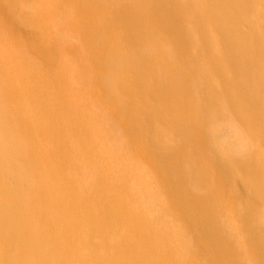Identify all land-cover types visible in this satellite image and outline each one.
I'll return each mask as SVG.
<instances>
[{
  "label": "bare ground",
  "instance_id": "1",
  "mask_svg": "<svg viewBox=\"0 0 264 264\" xmlns=\"http://www.w3.org/2000/svg\"><path fill=\"white\" fill-rule=\"evenodd\" d=\"M16 1L0 0V20L7 13L15 34L6 32V38L1 31L7 46L70 47L59 36L66 25L76 32L74 43L100 51L88 50L96 58L90 86L65 62L55 76L46 67L44 83L12 74L4 80L0 103L8 114L0 111V264H245L246 256L255 260V241L258 257L264 258V184L259 175L243 178L253 202L243 206L245 217L239 215L237 206L244 200L227 178L231 159L244 144L240 128L225 113L241 97L261 103L264 0L187 1L191 17L202 14V31L174 28L172 0H125L124 17L104 18V23L98 5L110 7L112 0H44V9L33 7L22 15L14 10ZM155 4L166 19L146 17ZM55 12L58 24L52 22ZM41 27L47 29L45 38ZM169 30L180 46L164 38ZM144 47H173V53L178 52L174 47H202L206 62V47H215L220 57L225 47H234L231 58L243 70L231 76L235 97L230 100V91L210 69L216 79L196 91L203 118L194 119L189 112L194 102L176 91L192 88L197 77H181L177 68L166 77L164 50L152 58L155 50ZM50 50H43L48 59L32 52L43 65L55 61L60 49ZM129 67L131 74L123 71ZM2 68L0 60V76ZM35 72L36 77L42 73ZM107 114L123 127L125 146ZM241 114L259 141L255 163L264 164V131L248 113ZM185 129H190L187 140L181 138ZM240 159L246 166V158ZM18 169L22 174L14 173ZM256 201L260 206H254ZM230 219L247 240L232 239Z\"/></svg>",
  "mask_w": 264,
  "mask_h": 264
},
{
  "label": "rangeland",
  "instance_id": "2",
  "mask_svg": "<svg viewBox=\"0 0 264 264\" xmlns=\"http://www.w3.org/2000/svg\"><path fill=\"white\" fill-rule=\"evenodd\" d=\"M187 1H190V0H172V2L175 5L169 6L172 10L169 14L174 15L173 17L176 19V20H173V26H174V28H178V29H183L184 27L187 26L191 30L193 28H196L197 30L198 29L201 30L202 25H203V21H204L203 16H200L201 13H196V14H194V17L193 16L191 17L189 14V11L190 10L192 11L193 7L192 6L187 7V4H186ZM10 4L13 6L14 2H10ZM15 5L17 8H14V10L20 15H22L23 12H25L26 14H29V13L31 14V8H33V7L36 8L37 11H40L41 9L45 8L44 0H18V2L16 1ZM127 5L128 4L125 0H112L111 3L109 4L110 7H107L103 4L98 5L99 7L97 10L99 11V13L104 12L101 16L102 17L101 18L102 23H104V21H103L104 18L106 19V21L109 19L120 20V18L124 17V15H125L124 10L129 9V7H127ZM148 5H150V6L152 5L150 3V1H149ZM25 6H27V8H25ZM135 10H136V8H135ZM134 13L136 14V12H134ZM151 13L152 14H149L146 16L147 18H151V20L157 19V18L159 20H163L164 18L166 19V17H165L166 15L163 14L159 5L155 4V6H153ZM54 15H56V12L52 13V18ZM136 16L139 17V15H136ZM8 17H9V15L7 13H4L1 20H0V49L3 51L0 60H1L2 66H3L2 69H5L6 71H8V72L4 71V76L3 75L0 76V97L6 95V93H5V81L13 78L11 76V74L16 75L17 77L22 76L23 78L27 77V76H34L35 78L40 79V81H42V83H44L41 76L43 75L44 70L47 69L46 67H48L50 72H51L50 76L51 75L55 76V73L61 74V70L59 67H60V64L62 62H65V65H68V64L73 65L75 69H71V70L74 72L78 71L79 72L78 75L79 74L81 75L82 83L89 85V81L91 80V76H92L90 67L92 65H94V63L96 62V58H94V56H90L89 55L90 53L88 50L90 48H93V47H83V45L79 42L74 43L78 40L76 39V34H75L76 32H75V30L72 29V27H69L66 25L63 26L64 29L62 28V31L60 32V35H59L62 38L63 44L68 45L70 47H27V46L16 47V45H14V44L11 46H7L5 43V40H3L4 36H2V35H5L6 38H7V36L8 37H14L15 36V34L11 31V29H12L11 25L8 24ZM52 22L55 24H58V19L54 16V18L52 19ZM192 26H194V27H192ZM218 26H219V28L221 27L219 24H218ZM158 27H159V25H158ZM41 28H42L41 34H42L43 38H45L46 37L45 32L47 31V29L45 27H41ZM28 29H29V27H28ZM219 30L221 31V28ZM1 31H4V34L1 35ZM6 32H7V36L5 34ZM30 33H31V31L28 30L27 33L25 34V37L29 38L27 40V42L32 41L31 40L32 38L29 37ZM77 37H78V35H77ZM164 38L167 41L171 42L173 45H179L180 44L179 42H177L174 39L171 30L166 31V33L164 34ZM67 42H70V43H67ZM35 44H38V43H35ZM40 44H42V43H40ZM48 48H49V50L50 49L53 50L55 48H59L60 50H59V53L55 52V54H53V57H57L55 61L48 60V61L43 62V65H42V63L39 61L40 59L36 58L32 51L33 50L37 51V53H39V55H42L46 59H48L49 58L48 54L46 52H43L44 49H48ZM117 48L121 49V50L123 48H125L124 50H127V51H131V50L132 51H138L140 49V47H117ZM144 48H146V49L150 48L152 50H155V51L151 52V54H150L152 58H156V57L159 58L160 54H162L163 50H164L165 54L164 53L163 54L165 55L164 58H165L166 62H165V60L163 62L168 64L167 67H168L169 72H170V74H166V77L172 76L171 71H173L174 68H177L178 73H180L181 77H189L190 74L193 75L192 78L194 80L197 77L196 83L192 79V81H194V83H195L194 86H192V88H189V87H186V89L179 88L176 91L177 95L180 98H182L186 95V96L190 97V99H192V101L194 102V104H193L194 107H192L189 110V112L193 115L194 119L199 120V119L203 118L201 113H199V109H198L199 103L201 102V99L197 100L195 93H196V91H198L200 89L202 84H203L204 89H206V87H208L209 85H212V84L214 85V80L216 79L215 76L220 78L219 83L222 86L226 87L230 91V95L228 96L230 98V100L233 97H235L232 93V91L234 90L235 83H234L231 76L234 74H238V73L241 74V72H243V70H242V67H240V65H238L231 58V54L236 53L234 47H225V49H224V57L225 58L218 56V53H214L213 50H215V47H206V50H208V53H206L207 54V57H206L207 62L205 61V57L202 54V47H174L175 50H178V52H174V53L171 51V50H173V47H144ZM99 49H100L99 47H94L92 50H95L96 53L98 54L100 51ZM158 53H159V55H158ZM175 53H176V55H175ZM219 54H220V52H219ZM182 57H186V58L188 57L187 61L182 59ZM79 58H80V60H79ZM217 59H218V62H215ZM78 60L81 62H79ZM190 67L192 69L194 68V72L193 71L191 72ZM245 68H248V67L245 66ZM37 69L42 72L41 74L38 75V77H40V78L36 77L37 72H35V71ZM128 69L124 68L123 71L127 70L128 73L131 74V72H129V71H131L132 68L129 67ZM210 69H212V75L214 74L215 76L212 77V75L210 73ZM251 70L254 71V69H252V68H251ZM34 72H35L36 76L34 75ZM169 72H167V73H169ZM258 76L260 78L264 79V74H262V72L261 73L259 72ZM258 81H259L258 82L259 88L262 91V93H261L262 97L261 96L259 97V101L261 103L256 104L255 101H251V100L247 101L246 98L241 97V101L239 103L233 105L232 107H230V109L228 107H227V109H225L226 115L231 117V119L233 121H235V123L240 128L241 140L244 144L243 149L241 150V153L238 155H235V158L231 159V161L233 162V164L231 165L232 166L231 172H230L231 174L229 173L228 178H227V182H228L227 185L228 186L232 185V187L237 192V195L239 194L244 200V202H241V203H243L242 206H237V208H241V210H238L237 213L239 212L238 213L239 215L243 214V217H245V215H247L243 206H246L245 205L246 202H247V205L248 204L250 205L253 202V200H251L249 198V196L247 197V195H246V194H248V192H247V187H245V184H243V182H242L243 178L245 177V180H246V178H250L252 174H254L257 177L259 175V177H258L259 181L262 182V184H264V164L256 165L255 158H254V155H255L254 145L256 143H259V141H258L256 135H254L248 131L247 126L245 124V121L243 120L242 114H241L242 112L248 113V115L252 116V118L255 119V121L260 122V123L257 122V125L260 128V130H262V132L264 131V125L261 124L262 123L261 120L262 121L264 120V113H263V111H264V80L259 79ZM79 83H81V82H79ZM45 84H47V83H45ZM20 86H21V83H19L18 87H20ZM80 93H82V92H80ZM231 94H232V96H231ZM78 95H80V94H78ZM0 111L2 113L8 114L7 107H5L2 103H0ZM107 117L110 119V122L114 123L115 132L117 133V138H118V135L120 136L119 141L121 142V145L125 146V144H126V139H125L126 133L122 129L123 127L120 126L117 122H113V120L115 118L112 120L108 116V114L106 115V118ZM259 117L261 120H258ZM1 123L2 122H0V127H2ZM188 131H190V129H185L184 131H180L181 132V138L185 137L184 140H187L188 135L185 133H187ZM261 140H262V143H261L262 148L264 150V137H262ZM190 142H192L194 145H196L194 140L191 139ZM179 143L180 142L177 141L178 145H179ZM122 149H123V147H122ZM124 150L127 153V149L124 148ZM182 151H184L183 145H182ZM182 151L180 152V155H179L180 159L184 154V153H182ZM164 155H166V154H164ZM242 155L247 160L246 166H244L242 164V162H239V160H241L240 158L243 157ZM40 166H42L41 168L43 170L45 169V165H40ZM17 168H19V166H17ZM15 169H16V166H15ZM14 173L15 174L16 173L22 174V172H19V169H18V171L14 170ZM179 173H181V172H179ZM230 179L232 181H230ZM231 199L233 200V202L234 201L237 202L238 201L237 199H239V198H237L235 195H231ZM257 203H259V202L256 201L255 203H253V204H255L254 206H260ZM256 217H258L260 219V222H261V214L259 213ZM256 217L254 218V220L259 221V219H257ZM236 219H237V216H236ZM250 223H251V221H249V220L246 221V227L248 229L250 227L249 226ZM228 232L230 233L233 240H236V239L237 240L239 239L240 241L241 240H247V237L245 235L246 232L240 226H238L237 223L234 226L233 220H231V219H230V228H228ZM249 240L252 241L250 238H249ZM258 249H259L258 243H257V241H255L254 246L252 248L253 256H254L255 260L246 256L247 260H246V257L244 258L245 264H255V263L256 264H264V258L263 257L260 258L257 255L259 253ZM234 258H236V257H234Z\"/></svg>",
  "mask_w": 264,
  "mask_h": 264
}]
</instances>
